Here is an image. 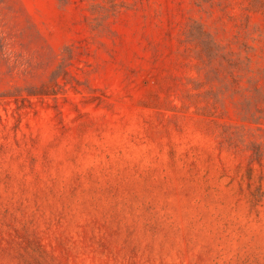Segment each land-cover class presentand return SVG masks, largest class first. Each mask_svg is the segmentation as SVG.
Returning a JSON list of instances; mask_svg holds the SVG:
<instances>
[{"label": "rangeland", "instance_id": "1", "mask_svg": "<svg viewBox=\"0 0 264 264\" xmlns=\"http://www.w3.org/2000/svg\"><path fill=\"white\" fill-rule=\"evenodd\" d=\"M0 264H264V0H0Z\"/></svg>", "mask_w": 264, "mask_h": 264}]
</instances>
